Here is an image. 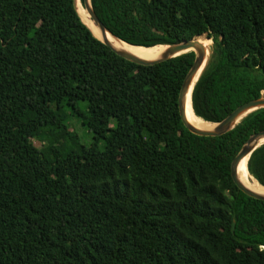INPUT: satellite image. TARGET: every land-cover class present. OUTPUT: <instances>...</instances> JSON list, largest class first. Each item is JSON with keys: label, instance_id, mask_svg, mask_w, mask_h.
<instances>
[{"label": "trees", "instance_id": "obj_1", "mask_svg": "<svg viewBox=\"0 0 264 264\" xmlns=\"http://www.w3.org/2000/svg\"><path fill=\"white\" fill-rule=\"evenodd\" d=\"M89 1L129 44L212 39L190 93L203 120L264 96V0ZM193 59L129 61L73 0H0V264H264V200L230 176L264 107L190 132L176 97ZM245 167L264 186V142Z\"/></svg>", "mask_w": 264, "mask_h": 264}, {"label": "water", "instance_id": "obj_2", "mask_svg": "<svg viewBox=\"0 0 264 264\" xmlns=\"http://www.w3.org/2000/svg\"><path fill=\"white\" fill-rule=\"evenodd\" d=\"M82 3L84 4L89 17L93 24L98 28V30L101 32V38L96 37L92 32V34L99 39L101 42H103L106 46H108L114 53L118 54L119 56L132 61L137 64H143V65H149L154 64L163 60H166L168 58L174 57L176 55H179L181 53H184L186 51L192 50L194 52V59L189 67L188 71L186 72L181 86L179 88L178 97L177 98V109L178 114L180 116V119L183 123V125L192 133L197 135H205V136H215L220 135L225 132H227L230 128H232L244 115H246L248 112L255 110L260 107H264V96L261 95L257 98L250 99L246 102H243L236 106L231 112H229L226 116H224L221 120L218 122H212L215 124V126L212 129H206L202 128L200 126H196L192 123H190L186 118V98L188 93H191L192 86L194 82L196 81L198 75L200 74L203 64H205L206 61V49L203 47L200 43H198L194 37L190 39H183L178 42L169 43V44H162L165 46V48L162 50L160 55L157 58L153 59H147L142 58L136 54L131 53L129 50H127L124 47H117L113 45L108 38L105 36V32H108L111 36L116 38L117 40L124 42L125 44L132 45V46H140V45H133L129 44L116 36H114L101 22V20L98 18V16L95 14L93 8L91 7L89 0H82ZM74 7L75 0H73ZM84 23V22H83ZM88 27V26H87ZM91 31V30H90ZM205 38H208V36ZM143 47H149V46H143ZM205 121V120H204ZM209 122V121H207ZM264 138V129L259 130L253 134H251L245 142L242 144L241 148L237 152V154L234 156V158L231 160L230 163V176L234 184L245 194L264 200V191L258 192L255 191L248 186H246L238 177L237 174V165L238 162L244 158L245 156H249L251 151L260 145L262 142V139ZM261 185V184H260ZM263 188L264 186L261 185ZM233 229V223L231 225V230Z\"/></svg>", "mask_w": 264, "mask_h": 264}, {"label": "bare ground", "instance_id": "obj_3", "mask_svg": "<svg viewBox=\"0 0 264 264\" xmlns=\"http://www.w3.org/2000/svg\"><path fill=\"white\" fill-rule=\"evenodd\" d=\"M75 5H76V10H77V13H78L80 19L88 26V28L91 30V32L96 37L102 39L101 32L98 30V28L91 21L89 14H88L84 4L82 3V1L75 0ZM105 36H106V38H108V40L113 45H115L117 47H124L127 50H129L131 53L136 54L142 58H147V59L157 58L160 55V53L162 52V50L165 48V46L162 44H156V45L149 46V47L132 46V45H128V44H125L124 42L117 40L116 38L111 36L108 32H105ZM194 38L198 43H200L203 47H205L206 54H207V52L209 51L208 50V44H209L210 40L208 38H205L203 35L194 36ZM208 55L206 56V61L208 59ZM186 118L190 123H192L196 126H200L202 128L212 129L215 126L214 123L204 121L202 118H200L194 114L192 107H191L190 93H188L187 98H186ZM263 141H264V138L262 139V142ZM247 158H248L247 156L242 158L238 162V165L236 166L238 177L249 188H251L255 191H258V192H263L264 188L258 183V181H256L249 174L247 167H245L246 162H247Z\"/></svg>", "mask_w": 264, "mask_h": 264}, {"label": "rangeland", "instance_id": "obj_4", "mask_svg": "<svg viewBox=\"0 0 264 264\" xmlns=\"http://www.w3.org/2000/svg\"><path fill=\"white\" fill-rule=\"evenodd\" d=\"M204 37L206 36V34H202ZM207 37V36H206ZM208 39L210 40L209 44H208V50L209 53L211 51V47H212V39L210 37H208ZM73 117V116H71ZM84 127L82 125H80L74 118L71 119L70 121V126H69V132L70 133H76L78 134V136L83 140V141H87V136L84 135ZM36 144H38V142H35Z\"/></svg>", "mask_w": 264, "mask_h": 264}]
</instances>
